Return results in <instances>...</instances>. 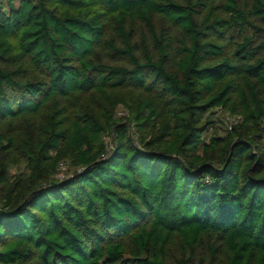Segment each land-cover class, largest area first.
<instances>
[{"label": "trees", "instance_id": "trees-1", "mask_svg": "<svg viewBox=\"0 0 264 264\" xmlns=\"http://www.w3.org/2000/svg\"><path fill=\"white\" fill-rule=\"evenodd\" d=\"M0 264H264V0H0Z\"/></svg>", "mask_w": 264, "mask_h": 264}, {"label": "rangeland", "instance_id": "rangeland-1", "mask_svg": "<svg viewBox=\"0 0 264 264\" xmlns=\"http://www.w3.org/2000/svg\"><path fill=\"white\" fill-rule=\"evenodd\" d=\"M214 116L217 118L220 117L221 120H224L226 122L228 121L229 117H233L237 121V119L234 116H231L230 114L223 115V113H218L217 110L215 111ZM116 117L119 118V120H122V119L126 120L125 118L129 117L128 109L124 106H119L117 109V112H116ZM221 125L222 126H217V127L215 126L214 130H210L208 137L212 136L214 134V131H217L218 133H223L224 128H226V125L225 124H221ZM115 136H116L115 134L112 135L110 133L109 135H107L105 137V141H106L108 147L110 148V150L113 149L115 146V143H114V137ZM70 167H71V169H70ZM24 169H25L24 164L16 165L13 168H11L10 174H11V176H17L19 174V172H21ZM74 171H75V169L72 166H69L68 169H64V170L60 169V171L58 170L56 178L57 179H64L65 177L71 176L74 173Z\"/></svg>", "mask_w": 264, "mask_h": 264}, {"label": "built area", "instance_id": "built-area-1", "mask_svg": "<svg viewBox=\"0 0 264 264\" xmlns=\"http://www.w3.org/2000/svg\"><path fill=\"white\" fill-rule=\"evenodd\" d=\"M228 119H229L228 127L231 129L233 127V124L237 121L233 118H228ZM68 167L69 165H67V163H61V170L68 169Z\"/></svg>", "mask_w": 264, "mask_h": 264}]
</instances>
